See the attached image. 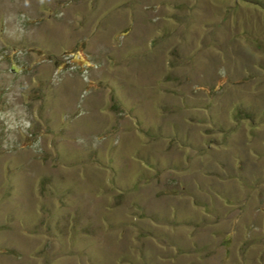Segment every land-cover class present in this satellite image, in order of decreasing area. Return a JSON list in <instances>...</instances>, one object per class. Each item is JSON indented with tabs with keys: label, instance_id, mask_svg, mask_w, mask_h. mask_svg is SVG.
I'll return each mask as SVG.
<instances>
[{
	"label": "rangeland",
	"instance_id": "rangeland-1",
	"mask_svg": "<svg viewBox=\"0 0 264 264\" xmlns=\"http://www.w3.org/2000/svg\"><path fill=\"white\" fill-rule=\"evenodd\" d=\"M0 264H264V0H0Z\"/></svg>",
	"mask_w": 264,
	"mask_h": 264
}]
</instances>
